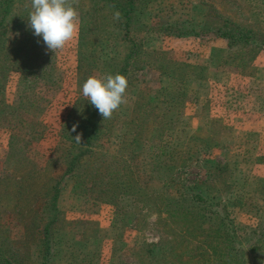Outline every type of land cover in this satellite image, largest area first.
Segmentation results:
<instances>
[{"label":"rangeland","instance_id":"374dc122","mask_svg":"<svg viewBox=\"0 0 264 264\" xmlns=\"http://www.w3.org/2000/svg\"><path fill=\"white\" fill-rule=\"evenodd\" d=\"M136 2L126 102L102 122L93 159L73 172L90 135L77 118L90 110L76 68L79 15L75 38L56 53L22 12L0 35V248L14 264H264V47H230L211 34L227 19L263 28L264 0ZM167 24L200 35L147 31ZM25 45L29 55L17 51ZM99 54L116 63L91 77L123 67L121 42H104ZM23 60L39 73L12 70ZM157 95L144 125L136 107ZM99 168L111 176L92 183Z\"/></svg>","mask_w":264,"mask_h":264},{"label":"trees","instance_id":"16d2710c","mask_svg":"<svg viewBox=\"0 0 264 264\" xmlns=\"http://www.w3.org/2000/svg\"><path fill=\"white\" fill-rule=\"evenodd\" d=\"M78 2V3H77ZM71 5L76 8L78 7L77 12L79 13V37L77 42L78 47V58H77V71L78 76L81 77V81L86 82L88 78H90L95 72V70L99 69L100 67L105 69H112L113 64L115 65V59H109L106 61L101 60V56L99 54V49L101 45L108 41L111 44L121 42L124 45L125 49V57L122 62V68L115 69L116 74H122L127 78L128 84L132 83L131 77L135 73V67L132 64L134 59L138 57V51L136 50V43H132L129 39L130 34L133 30V26L136 24V12L138 11L137 6H139L136 0H76L71 1ZM77 9V8H76ZM15 11V14L13 13ZM32 11L31 8V0H0V35H2L3 31H6L9 27H11L14 23L22 18L20 15L19 19L15 22L13 19L17 16L16 12L25 13L23 18L29 17L30 12ZM119 13V18L116 17V13ZM264 14V13H263ZM115 17V18H113ZM13 19V20H12ZM264 25V22H263ZM166 27H161L163 29H158L155 27H148V32H167L169 36L172 37H186L187 35H200L199 32L189 31L185 27H174L170 24L165 25ZM264 31L263 28L260 26H252L251 24L240 25L234 22H229L228 19L225 20L223 25H220L215 31H212V36L215 38L221 39L230 47L233 46H242L243 48H249L254 50H261L264 47V39L262 38V33ZM208 32V31H205ZM1 42V41H0ZM128 42V44L126 43ZM7 44L5 43L4 46L6 47ZM33 47L34 46H30ZM30 47L25 45L22 51L27 50L26 55L30 54ZM140 52V51H139ZM141 53V52H140ZM143 53V52H142ZM7 60L9 58H6ZM102 63V64H100ZM5 66V65H4ZM2 66V68L4 67ZM22 67L23 74L27 75L28 77L33 76V74H38L37 69L35 71H31L33 68V63L29 62L28 60L17 61L15 64L12 65V70H18L19 67ZM132 68V69H131ZM44 70L47 69V66L43 68ZM52 69V67H51ZM164 70V69H163ZM10 73V69H2L1 72L5 73L6 76L8 72ZM166 73V72H165ZM2 74V73H0ZM115 74V75H116ZM161 75L164 72L160 73ZM186 80V79H185ZM33 91L34 90H29ZM171 95V94H170ZM35 102V96L27 98ZM157 102L156 105L154 103ZM160 99L158 95L154 98L144 99L142 104H139L136 107L135 112V119L143 120V124L145 125L146 120L150 119L154 116L155 111L158 109L160 104ZM32 102L29 101V105ZM158 106V107H157ZM90 110L85 114L82 115L81 118L77 117L83 122L85 126H87L90 130V135L86 141V149H84L79 155L74 157L69 164L68 172H73L76 168L83 164L85 160L93 159L91 155L95 150L96 145L94 142H97L100 139V135L104 127L102 126L103 118L98 113V110L89 103ZM156 118V117H155ZM133 119V118H132ZM145 119V120H144ZM80 122V123H81ZM134 122V120L132 121ZM143 125V126H144ZM14 141H16L14 139ZM133 157H136L133 155ZM86 163V162H85ZM86 167L84 166L82 171H87ZM107 170V168H106ZM103 172V173H102ZM101 168L96 169L94 173H89L91 176L92 183L100 182L105 178L111 176L110 171H102ZM104 174V175H103ZM84 176V175H79ZM88 176V175H85ZM124 177V176H123ZM88 178V177H87ZM97 186L95 185V188ZM55 195L51 198V207L54 212H58L57 209V201H58V189ZM95 193V189L92 190ZM103 192L101 191L100 194ZM195 202L199 204L206 205V208L209 207L205 200L201 196H197L194 198ZM220 202L216 204V207H219ZM228 214L225 212L224 215L219 214V223L220 226L226 228L229 224V219L227 218ZM221 228V227H220ZM233 230V229H232ZM234 231V230H233ZM231 231L227 232V235H230ZM45 245V256L44 260H46L47 256H49L50 252V241L48 240ZM8 256L4 253V250L0 248V264H14V253L8 252ZM234 260V259H233ZM243 259H238L234 264H244L242 261ZM14 262V263H13ZM220 264H232L228 261H219ZM209 264H212L209 262Z\"/></svg>","mask_w":264,"mask_h":264},{"label":"clouds","instance_id":"9594fccd","mask_svg":"<svg viewBox=\"0 0 264 264\" xmlns=\"http://www.w3.org/2000/svg\"><path fill=\"white\" fill-rule=\"evenodd\" d=\"M31 8L29 26L33 35L42 37L48 50L56 53L75 38L79 14L68 0H31ZM115 15L119 18L120 14ZM127 87V78L122 74L90 77L82 86V95L105 121L126 102ZM75 139L80 143L79 135Z\"/></svg>","mask_w":264,"mask_h":264}]
</instances>
